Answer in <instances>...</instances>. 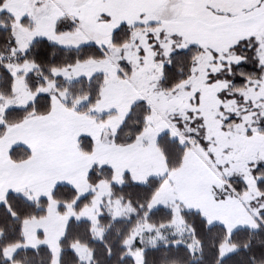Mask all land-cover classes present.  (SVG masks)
<instances>
[{
  "label": "snow or ice",
  "instance_id": "1",
  "mask_svg": "<svg viewBox=\"0 0 264 264\" xmlns=\"http://www.w3.org/2000/svg\"><path fill=\"white\" fill-rule=\"evenodd\" d=\"M0 264H264V0H0Z\"/></svg>",
  "mask_w": 264,
  "mask_h": 264
}]
</instances>
